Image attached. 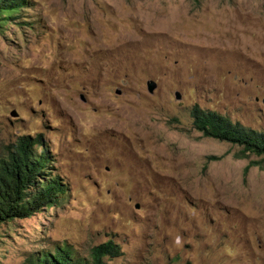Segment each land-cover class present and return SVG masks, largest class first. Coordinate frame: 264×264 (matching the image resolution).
Returning a JSON list of instances; mask_svg holds the SVG:
<instances>
[{
	"label": "rangeland",
	"instance_id": "rangeland-1",
	"mask_svg": "<svg viewBox=\"0 0 264 264\" xmlns=\"http://www.w3.org/2000/svg\"><path fill=\"white\" fill-rule=\"evenodd\" d=\"M20 1L0 27V157L42 139L65 194L0 227V264L109 241L107 264H264V170L190 116L264 132V0Z\"/></svg>",
	"mask_w": 264,
	"mask_h": 264
},
{
	"label": "trees",
	"instance_id": "trees-1",
	"mask_svg": "<svg viewBox=\"0 0 264 264\" xmlns=\"http://www.w3.org/2000/svg\"><path fill=\"white\" fill-rule=\"evenodd\" d=\"M24 2L0 0V27L23 8ZM190 116L193 127L204 137L239 147L234 155L237 159L255 157L247 170L252 167L264 170V132L233 123L229 118L197 105ZM45 152L42 139L32 142L29 136L24 135L14 145L7 146L6 154L0 157V227L56 206L65 194L64 184L51 177H43L48 166ZM121 254L113 241L94 247L89 259L78 256L65 245H59L52 251H42L34 260L28 259L27 264H107L106 258H117Z\"/></svg>",
	"mask_w": 264,
	"mask_h": 264
},
{
	"label": "water",
	"instance_id": "water-1",
	"mask_svg": "<svg viewBox=\"0 0 264 264\" xmlns=\"http://www.w3.org/2000/svg\"><path fill=\"white\" fill-rule=\"evenodd\" d=\"M147 87H148V91H149L150 93H154L155 90H156V88H157V83H156L155 81H153V80H150V81L147 82ZM176 98H177L178 100L181 99V95H180V93H177Z\"/></svg>",
	"mask_w": 264,
	"mask_h": 264
}]
</instances>
